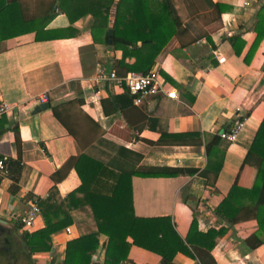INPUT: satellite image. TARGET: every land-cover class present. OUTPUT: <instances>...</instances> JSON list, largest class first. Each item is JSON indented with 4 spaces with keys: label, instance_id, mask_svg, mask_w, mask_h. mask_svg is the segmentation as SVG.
Segmentation results:
<instances>
[{
    "label": "crops",
    "instance_id": "obj_1",
    "mask_svg": "<svg viewBox=\"0 0 264 264\" xmlns=\"http://www.w3.org/2000/svg\"><path fill=\"white\" fill-rule=\"evenodd\" d=\"M0 1L18 4L20 15L6 25L20 33L0 41V100L11 105L0 122V157L23 164L19 183L0 177V220L14 226L29 201L44 198L58 176L61 197L77 189L81 180L74 165L86 154L109 172H135L131 187L136 216H169L182 238L194 215L199 232L218 230L221 224L213 210L233 185L250 187L256 173L257 160L248 150L264 119V39L248 64L244 58L264 0H172L181 28L153 68L170 78L168 82L161 76L178 99L149 97L141 106L117 110L113 97L124 90L95 87L94 81L97 66L113 70L122 59L121 50L91 35L89 3L103 0H73L64 11L57 0ZM236 35L244 42L239 55L229 39ZM133 62L125 59L127 65ZM125 69L115 71L124 75ZM96 90L101 92L98 100ZM44 93L48 103L39 104ZM43 105L56 108L57 114ZM245 115L236 142L219 138ZM154 121L156 130L151 128ZM162 132L169 137L162 138ZM219 163L218 173L210 169ZM246 211L217 240L211 252L216 264H264V245L249 251L242 244L257 231L256 220ZM71 217V237L97 232L89 206L72 211ZM12 232V237L18 234ZM68 238L54 236L50 254H34L35 259L45 258L35 261L59 258ZM105 241L100 238L101 245ZM96 254L94 260L102 264V248ZM173 263L200 264L182 254ZM125 264H160V259L132 247Z\"/></svg>",
    "mask_w": 264,
    "mask_h": 264
},
{
    "label": "trees",
    "instance_id": "obj_2",
    "mask_svg": "<svg viewBox=\"0 0 264 264\" xmlns=\"http://www.w3.org/2000/svg\"><path fill=\"white\" fill-rule=\"evenodd\" d=\"M57 1L59 10L64 11L65 6L73 0ZM18 10L19 6L15 2L0 1V41L20 33L6 28L7 24L16 20L17 15L20 18ZM89 15L92 38L113 50L122 51V59L115 62L113 70L122 66L126 68L125 74L148 73L181 28V21L172 0L90 2ZM110 30L111 43H108ZM252 31L255 39L244 58L246 64L250 62L264 39V4L259 7L254 18ZM229 39L235 54L239 55L238 46L240 45L241 49L244 42L239 35ZM126 58H133L134 62L127 65ZM159 73L170 81L164 72ZM123 100L126 101L125 104L122 103ZM112 104L117 110L118 107L132 105V99L124 91L123 95L113 97ZM43 108L49 109L50 106L43 105ZM50 109L57 114L56 108ZM247 117L245 115L238 120H246ZM154 123L151 128L156 130L157 121ZM229 130L226 129L224 132ZM161 137L169 136L162 132ZM248 155L257 160L255 177L250 187L233 185L213 210L221 227L218 230L209 229L201 233L198 230L197 216L194 215L186 237L182 238L169 216L143 218L135 215L131 187V177L135 172H109L103 163L83 154L74 165L81 180V185L77 189L61 197L56 188V182L61 179L58 176L54 178V184L47 195L37 199L43 226L34 232H23L24 248L29 255L51 252L53 237L63 233L65 228L72 227L71 212L89 206L97 232L83 237L68 238L61 254V264H91L100 248L102 264H125L132 247L156 255L160 259V264H174L173 260L177 254L197 259L200 264H216L211 252L217 240L230 230L227 224L237 223L241 219L239 215L248 212L246 210H250L257 223L256 233L242 242L244 247L252 251L264 245V119L249 147ZM0 160H4L0 177L8 178L14 184L19 183L23 171L22 162L1 157ZM210 169L218 173L221 163L210 165ZM101 237L106 238L102 245Z\"/></svg>",
    "mask_w": 264,
    "mask_h": 264
},
{
    "label": "built area",
    "instance_id": "obj_3",
    "mask_svg": "<svg viewBox=\"0 0 264 264\" xmlns=\"http://www.w3.org/2000/svg\"><path fill=\"white\" fill-rule=\"evenodd\" d=\"M95 87L110 86L119 88L128 93L132 99V104L141 106L149 97H165L172 100H177L178 95L176 91L161 77L158 70L152 68L148 73L129 72L125 75H119L115 70L106 71L101 66L96 68V77L94 79ZM101 92L96 90L95 100L100 98ZM39 104L48 103V96L46 93L38 97ZM11 105L0 100V122L10 112ZM245 120H237L228 132H220V139L226 141L228 144L236 142L238 135L244 127ZM4 168V160H0V173ZM41 212L38 206L37 199H31L27 208L18 216L16 222L23 232H33L39 229V222L41 220ZM67 237L72 236V227L65 228L63 232ZM52 251V250H51Z\"/></svg>",
    "mask_w": 264,
    "mask_h": 264
},
{
    "label": "flooded vegetation",
    "instance_id": "obj_4",
    "mask_svg": "<svg viewBox=\"0 0 264 264\" xmlns=\"http://www.w3.org/2000/svg\"><path fill=\"white\" fill-rule=\"evenodd\" d=\"M14 224L16 230H12L8 226H0V264H41V262L35 261L37 258L35 259L33 255L26 252L23 245V231L17 223ZM12 231L18 232V234L12 237ZM20 259H22V263H20ZM61 262V258H58L54 264H61Z\"/></svg>",
    "mask_w": 264,
    "mask_h": 264
},
{
    "label": "rangeland",
    "instance_id": "obj_5",
    "mask_svg": "<svg viewBox=\"0 0 264 264\" xmlns=\"http://www.w3.org/2000/svg\"><path fill=\"white\" fill-rule=\"evenodd\" d=\"M36 231V230H35ZM34 232V231H33ZM64 234V233H63ZM63 238H64V236H62ZM38 254H50V252H47V253H35V255H38ZM34 255V254H33ZM97 255V257L99 256L98 254H96ZM35 258V257H34ZM40 261H43V260H45V258L44 257H37ZM59 258H61V256H59ZM23 259V258H22ZM22 259H20V263H22ZM57 259H58V257L57 256H55L54 255V257L52 258V259H50L49 260V262H51V263H49L48 261L46 262L47 264L49 263V264H54L55 262H57ZM52 261H54V262H52Z\"/></svg>",
    "mask_w": 264,
    "mask_h": 264
},
{
    "label": "water",
    "instance_id": "obj_6",
    "mask_svg": "<svg viewBox=\"0 0 264 264\" xmlns=\"http://www.w3.org/2000/svg\"><path fill=\"white\" fill-rule=\"evenodd\" d=\"M111 36H112V32H111V30H110V31L108 32V37H109V41H108V43H111ZM7 225H9L7 222L0 220V226H1V227H2V226H7ZM9 226H11L13 229L16 230L15 226H13V225H9ZM45 264H47V263H45ZM91 264H100V263H99L98 261L96 262L95 260H93V262H92Z\"/></svg>",
    "mask_w": 264,
    "mask_h": 264
}]
</instances>
